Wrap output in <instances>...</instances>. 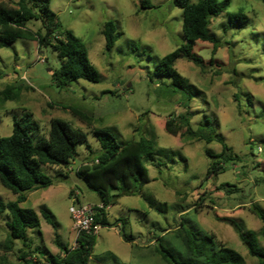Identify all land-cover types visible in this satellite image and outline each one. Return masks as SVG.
<instances>
[{
    "label": "rangeland",
    "instance_id": "obj_1",
    "mask_svg": "<svg viewBox=\"0 0 264 264\" xmlns=\"http://www.w3.org/2000/svg\"><path fill=\"white\" fill-rule=\"evenodd\" d=\"M0 2L17 7L18 0ZM141 2L50 0L63 28L85 43L99 71L97 82L79 79L58 86L52 71L60 60L51 47H39L34 35L0 46V135H9L12 120L29 112L39 124L35 139L47 138L50 119L59 118L85 132L89 144H77L69 165L42 166L52 183L26 192V200L20 202L40 218L38 227L27 230L25 243L15 239L7 247L8 213L0 215V264H25L19 258L23 251L36 264H49L50 258L63 256L60 246L75 245L76 228L68 207L99 202L98 193L75 173L100 152L96 128L108 129L119 141L153 138L168 153L145 162L149 181L139 190L113 191L115 201L105 207L112 225L96 233L87 264H169L161 257V246L177 258H187L180 224L185 219L237 251L244 264H259L226 219L244 231L253 230L264 249L261 221L249 210L255 204L264 211V3L230 0L210 21L217 45L198 40L192 48L196 59L180 54L175 59V69L193 86L189 98L170 84L169 77L154 73L159 59L184 42L182 9L171 0H149L151 6L144 8ZM235 12L246 14L243 25L229 23L228 14ZM107 20L114 22L117 33L109 50L102 34ZM38 26L31 21L27 29L34 33ZM7 86H13L12 97L4 99L1 91ZM168 119L179 128L175 135L165 130ZM204 121L224 138L232 158L219 159L220 169L213 175H207L211 158L206 150L218 154L221 144L188 131L197 132ZM15 198L0 183V201ZM42 207L52 214L54 226L41 216ZM122 230L130 240L123 239Z\"/></svg>",
    "mask_w": 264,
    "mask_h": 264
},
{
    "label": "trees",
    "instance_id": "obj_2",
    "mask_svg": "<svg viewBox=\"0 0 264 264\" xmlns=\"http://www.w3.org/2000/svg\"><path fill=\"white\" fill-rule=\"evenodd\" d=\"M264 3V0H260ZM230 0H171L172 5L182 9V32L184 42L175 50L162 56L154 67V73L167 76L170 84L185 92L191 98L193 87L187 78L179 74L174 67L175 59L180 55L188 59H196L192 48L195 43L208 41L217 45L218 39L210 30V21L218 16L229 5ZM141 7H150L149 0H142ZM246 14L235 12L228 14L229 23L243 25ZM31 21L38 22L39 26L32 33L27 29ZM102 34L105 38V48L111 49L116 40V26L113 21L107 20L103 24ZM36 36L39 47H51L60 60L59 66L52 71V78L58 86L68 85L79 79L90 82L99 81V71L91 63L85 43L71 30L63 28L57 14L50 7V0H18L17 7L0 2V46H12L17 39H27ZM13 86H7L1 91L4 99L12 97ZM74 115L81 120L89 121V117L71 108ZM179 118L187 120L182 114ZM165 130L175 135L172 120L165 121ZM39 131V124L31 118L29 112H24L18 119L12 120L11 133L0 135V183L12 193L14 200L0 201V215L8 213L6 227L8 235L7 247L13 240L26 242L27 230L40 225L39 214L32 208H23L20 202L26 200V192L36 188H44L52 183V178L42 170L45 164L69 165L77 155V144L83 143L89 148L87 135L79 129H73L68 122L51 118L47 138L35 139ZM193 136L205 141L216 140L221 144V151L212 154L206 150L211 158L207 175L216 174L220 169V160H231L226 152L230 148L224 138L216 133L209 121H204L196 131L188 129ZM93 134L99 142L100 152L90 163H83L76 169V175L84 181L90 189L99 195L102 207L95 204L94 220L101 226L112 225L107 218L105 207L114 203L113 191L132 194L149 181L146 161H152L154 155L165 156L168 151L158 148L154 139L140 136L138 139L119 141L108 129L96 128ZM217 158V160H214ZM220 159V160H219ZM249 210L261 221V231L264 237V211L257 205L251 204ZM40 214L53 226L56 224L52 214L44 207ZM52 219H51V218ZM233 226L247 251L258 258L259 264H264V249L259 246L258 238L253 230H242L236 221L226 219ZM184 234L181 237L187 258L174 256L171 249H159L161 257L169 264H244L243 257L234 249L218 244L212 233L200 230L197 226L185 219L180 222ZM184 224L187 226L184 228ZM96 234L79 233L75 237V245L71 248L60 246L63 256L59 259L50 258L49 264H87L92 253ZM124 240L130 238L121 231ZM23 251L19 258L25 264H36L26 257Z\"/></svg>",
    "mask_w": 264,
    "mask_h": 264
},
{
    "label": "built area",
    "instance_id": "obj_3",
    "mask_svg": "<svg viewBox=\"0 0 264 264\" xmlns=\"http://www.w3.org/2000/svg\"><path fill=\"white\" fill-rule=\"evenodd\" d=\"M97 206L102 207L101 204ZM94 207L95 205L89 203L72 204L68 207L76 228V235L79 233L96 234L99 231L101 225L94 220Z\"/></svg>",
    "mask_w": 264,
    "mask_h": 264
}]
</instances>
